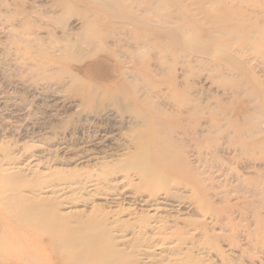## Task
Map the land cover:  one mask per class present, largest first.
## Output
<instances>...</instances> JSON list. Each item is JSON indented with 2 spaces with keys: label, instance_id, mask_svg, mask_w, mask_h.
Here are the masks:
<instances>
[{
  "label": "rangeland",
  "instance_id": "374dc122",
  "mask_svg": "<svg viewBox=\"0 0 264 264\" xmlns=\"http://www.w3.org/2000/svg\"><path fill=\"white\" fill-rule=\"evenodd\" d=\"M108 1L0 0V165L135 264H264V0ZM145 116L172 181L133 164ZM14 236L13 264L73 263Z\"/></svg>",
  "mask_w": 264,
  "mask_h": 264
},
{
  "label": "bare ground",
  "instance_id": "6f19581e",
  "mask_svg": "<svg viewBox=\"0 0 264 264\" xmlns=\"http://www.w3.org/2000/svg\"><path fill=\"white\" fill-rule=\"evenodd\" d=\"M120 2V0H109L107 5L111 7ZM163 7L165 6L162 5L161 8ZM114 12L111 15L115 17ZM152 12L158 13L156 10ZM82 19L84 34L82 33L79 42L89 46L95 45L96 36L90 33L98 29L94 27V21H90L86 16ZM133 22L137 24L136 21ZM191 38L196 39V36L192 34ZM72 45L75 43H67L69 47ZM142 119V122L147 123L148 129L147 132L135 135L139 151L134 156L133 164L139 169L143 179H148L152 173H159L162 175V181L166 178L172 181L171 176L175 170L170 173L168 168H164V165H169V163L162 155L164 142H167L165 137L167 130L164 131L165 127L162 128L161 125L162 130L156 129L158 123L155 125L156 122L148 116ZM30 186L19 172L9 171L0 165V245H11L15 237L14 232L30 230L51 235L67 251L72 264H135V260L129 254H124V251L113 243L108 230L100 227L99 219H77L75 220L76 226L69 225L68 221L55 212V206H50L49 203L43 201V198L39 199L40 197L36 196L30 198L24 194V192L35 193L37 191ZM61 229H63V234L61 236L57 234L54 237V234ZM38 239L42 238L38 237ZM22 242H25L24 238ZM56 247L59 248V246ZM58 250L55 251L56 254ZM7 254V251H0V264H13L9 258H6L9 256Z\"/></svg>",
  "mask_w": 264,
  "mask_h": 264
}]
</instances>
